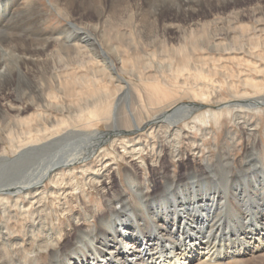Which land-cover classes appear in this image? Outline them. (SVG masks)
<instances>
[{
  "label": "bare ground",
  "instance_id": "obj_1",
  "mask_svg": "<svg viewBox=\"0 0 264 264\" xmlns=\"http://www.w3.org/2000/svg\"><path fill=\"white\" fill-rule=\"evenodd\" d=\"M35 1L26 0L22 6L20 0H0V116L11 111L15 121L9 125L19 129L7 128L0 134L17 159L11 167L0 161V176L5 179L0 182V264H264V158L255 141L259 124L242 116L264 112V67L256 63L264 62V50H259L264 38L259 35L243 43L229 35L235 29L242 36L247 29L263 32L264 24L258 23L264 20V0H142L136 8L131 0H59L69 21L46 32L40 14L33 11ZM109 23L110 32L105 29ZM117 24L133 28L135 45L126 29L115 31ZM93 31L98 36L89 34ZM221 35L232 41L212 40ZM174 37L184 41L169 42ZM115 38L128 48L137 44L157 50L123 55ZM55 42L59 49L48 53ZM248 44L251 49L245 47ZM195 47L225 52L223 57L232 60L233 51H238L235 59L261 78L220 71L216 62L224 58H196ZM133 62L143 66L137 71ZM155 65L176 79L172 82L176 98L158 87L159 94L147 92L146 98L139 97L142 103L137 100L142 119L131 110L129 100L120 121L121 101L125 96L130 99L132 92L122 78L125 89L110 88L118 76L116 69L153 80L146 68ZM212 74L224 75L228 99L220 94V78L212 79ZM10 89L21 95L19 101L6 98ZM186 93L200 101H180L177 95ZM205 102L214 103L211 115L217 124L223 115L230 116L240 132L253 138L244 145L237 167L233 168L236 159L225 142L215 147L219 151L213 161L205 160L202 173L190 165L183 175L172 176L167 166L155 173L160 182L152 189L153 180L147 176L140 180L134 165L145 164L148 149L153 153L156 145L126 134L149 126L146 137H155L164 127L166 146L172 158L180 159L184 128L179 124L191 131L209 129L207 112L195 117L200 125L185 122L209 105ZM85 120L103 122L106 129H78ZM239 133L229 131L228 139L239 141ZM162 151L159 142L158 157ZM5 156L2 149L0 159ZM128 158L123 171L127 188L119 185L110 193L112 166ZM85 187L104 198L101 214L97 205H87ZM60 221H65L64 228L56 226ZM40 254L47 256L46 263L39 262Z\"/></svg>",
  "mask_w": 264,
  "mask_h": 264
},
{
  "label": "rangeland",
  "instance_id": "obj_2",
  "mask_svg": "<svg viewBox=\"0 0 264 264\" xmlns=\"http://www.w3.org/2000/svg\"><path fill=\"white\" fill-rule=\"evenodd\" d=\"M128 1V0H127ZM130 1V0H129ZM36 4H35V7L33 9L34 12H36V15L40 14L41 16V19H42V28L43 30L46 32V31H52L53 29H59V28H62V27H65V25L68 23L69 21V17L67 15H65L63 13V6H62V3L59 2V0H36L35 1ZM132 4L134 2V7L133 8H136V7H139L141 4H142V0H131ZM20 5H27V2L26 0H20ZM38 7V8H37ZM131 11H134V9H132ZM215 12V11H214ZM229 12L226 11L225 14H227ZM38 13V14H37ZM1 14V13H0ZM35 14V13H34ZM214 17H219V18H224L225 15L223 14H216L214 13L213 14ZM88 21H90L88 18H87ZM44 21V22H43ZM243 23H250L251 20H243L242 21ZM113 23H109V24H106V27L105 29L110 32L111 29H112V25ZM257 24V23H256ZM258 24H264V20L261 21L260 23ZM119 25L120 27H118L117 29H115V31H123L125 30L124 32L125 33H130V35L132 34L131 31H132V27L130 26H126V25H120V24H117ZM116 25V26H117ZM2 30H6V29H2ZM8 30V29H7ZM245 35L242 36L243 34L240 33V30H231L229 32V35H231L230 37H237L238 40H241L243 43H245V39H249L251 37H253V39H257V37L262 36V38H264V31L262 32H254L252 30H245ZM112 33V32H111ZM89 34H92V35H95V31L89 33ZM43 35H46V33H44ZM97 35V34H96ZM98 36V35H97ZM131 35L130 36V40H134L132 41L133 44L135 45V36ZM223 36V37H222ZM133 38V39H132ZM181 38V37H180ZM177 38V37H174V38H171L169 40V42H174V43H182V41H184L182 38ZM220 38V39H219ZM226 42H225V40ZM213 41L215 40H220L226 44L230 43L232 41V39H230L228 36H224V35H221V36H218L217 38H214L212 39ZM116 41V42H115ZM114 42L119 46V49L121 50V54L123 55H126L127 52H130L132 50V53L133 54H139V53H144L146 54V52H148V50H157L156 48L157 47H141L139 45L136 44V46H132V47H127L125 43H123L119 38H115L114 39ZM121 43V45H119ZM185 44V43H183ZM247 45V44H246ZM251 44H248V46H245L247 49H251L252 45L250 46ZM147 47V48H146ZM131 48V49H130ZM136 48V49H135ZM141 48V49H140ZM262 48V49H261ZM59 49V45L57 42L55 43H52L51 46L48 48V53L52 52V51H57ZM264 50V46L261 45L259 47V50ZM202 52V53H201ZM212 52V53H211ZM234 53H232V55L230 56V58L233 56L234 59H227V58H224L223 56H225V52H222V51H202L200 49V47H195V49L193 50V56L194 57H205V56H208V55H212L214 56L215 58H219L221 57L223 60H221V62H216V64L218 63V65H220V71H227V74H231V73H234L236 74L238 71H242L240 75L245 76V75H248V76H251L252 78H261L259 74H257L256 72L252 71L248 66L245 65L244 61L242 60H236L235 58H237L236 56L239 57V52L238 51H233ZM264 52V51H263ZM201 53V54H200ZM208 53V54H207ZM128 54V53H127ZM223 61V62H222ZM233 61V62H232ZM240 62V63H239ZM169 62H166V64H168ZM236 63V64H235ZM251 63V61H250ZM253 63V62H252ZM257 65L259 64L261 67L263 66L264 67V62L262 61H257L256 62ZM132 64H135V66H133L135 69L138 68V70H140L141 66H143L142 64H138L137 62H133ZM170 64V63H169ZM117 65V64H116ZM211 63H210V66L209 68H211ZM147 66V65H146ZM224 66H227L226 68ZM236 66V67H235ZM252 66V65H251ZM149 68V69H148ZM146 68L148 70V73L152 74L153 77H155L153 80L152 79H143V78H139V77H135L131 72H127L126 70H123L121 69L120 67H118L116 69V73L118 74V76L120 77H116V81L114 80L112 82V84H110V88L112 87H116V86H120V87H123V89H125L127 86L125 85V83L122 81V79H124L126 82L129 83V87H130V91L132 92L131 96H130V99H129V96H125L123 98V100L121 101V108H119V111H118V115H119V119L120 121H123L124 119V114H125V106L127 103H129V100L131 101L129 104L130 107H131V110H133L134 114L137 115L139 118L142 119V117L144 116V111H142V105L140 104V100H139V97H142V98H146L147 95V92L152 93V92H156L159 94V91H161L162 93H165L166 95L168 94L171 98L172 97H175L174 94L176 92H174L173 90V85H172V82L174 80V82L176 81V79L174 78H171L170 76H168L169 74H167L166 72L164 73H160L157 69H156V65L153 66V67H149ZM152 68H154L155 70H153ZM151 69V70H150ZM137 70V69H136ZM137 70V71H138ZM150 70V71H149ZM146 71V70H145ZM143 71V72H145ZM152 71V72H151ZM234 71V72H233ZM120 73V75H119ZM125 73V74H124ZM147 71L145 72V75ZM166 73V74H165ZM156 74V75H155ZM124 75V76H123ZM151 75V76H152ZM167 79H166V77ZM216 77H214V75L212 74L210 76V78L212 79H219V83L221 84L222 86V90L220 91V94L222 97L228 99L229 98V92L227 91V88L225 86V82H224V75H218L216 74L215 75ZM160 77V78H159ZM119 78V79H118ZM122 78V79H120ZM103 82L105 85L109 86V83L106 82L107 79L106 78H103ZM236 77L233 76L231 77V80H235ZM131 82H130V81ZM155 80V81H154ZM171 80V81H170ZM141 81H144L143 83ZM48 84L46 83V85L49 87L48 89H51V82L47 81ZM163 82H166L167 84H164ZM189 82V81H188ZM121 83V84H120ZM124 83V85H123ZM139 83L141 86H139ZM160 85V86H159ZM171 85V86H170ZM132 86V87H131ZM143 86V87H142ZM145 86V87H144ZM161 86H164L161 88H159V91L157 90L158 87H161ZM225 88H224V87ZM239 87L240 84H239ZM147 88V89H146ZM170 88V89H169ZM167 89V90H166ZM176 89V88H175ZM239 89V88H238ZM163 90L165 92H163ZM169 90V91H168ZM173 90V91H172ZM13 91V92H12ZM172 91V92H171ZM15 89H10L8 91V95H7V99L8 100H14L16 99V101H19L20 98H21V95H16L17 92ZM137 93V94H136ZM173 96H172V94ZM10 94V95H9ZM14 94V95H13ZM161 94V93H160ZM141 95V96H140ZM167 95V96H168ZM155 96V95H153ZM157 96V95H156ZM179 96L181 99L180 101H190L191 99H195V98H192V95L190 93H186L184 94V96H181V95H177ZM15 97V98H14ZM19 97V98H18ZM134 97V98H133ZM135 98H137L135 100ZM169 98V97H168ZM176 98V97H175ZM70 99L72 101H74L76 98L74 97H70ZM127 100V102H126ZM133 100V102H132ZM140 102H138V101ZM196 101H200L199 98L198 99H195ZM144 102V101H143ZM167 101H165L166 103ZM135 103V105H134ZM142 103V102H141ZM164 103V102H163ZM205 103H209V102H205ZM212 104L214 105V103H209V105L205 108V107H202L201 109H199V111L197 110L196 113L194 112V114H191L192 116L188 117L185 122H188V123H199V121L197 120V118L195 119V117L197 115H200L201 113H204V112H207V114H209V117H208V128L209 129H206L205 131L204 130H189L187 128H185L184 126V123H180L179 126L182 128H184V136L183 134H181L179 136L180 138V149H182L181 151L184 152V157L178 159V158H172L171 156V149L166 146V142L168 141V137H167V134L165 133V129L164 127H161V129L159 130V133L155 136V137H146V131L148 130V127H145L144 129H139L137 131H135L134 133H128L126 134V136L129 138V139H135L136 137H140L139 139L143 142H146L148 144H154L156 145V150H157V145L159 144V142L163 143V151L161 152L160 156L158 157L157 156V153H156V150L155 152H151V150L149 151L148 149V152H147V155L145 156V153L143 156H145V164H139V163H136L134 165V169L138 172V175L140 177V180H143V178H145V176L149 177L150 179L153 180V182H151V188H156L158 185H159V182L160 180L158 179L157 177V172H160L162 169H168L170 170V173L172 176H181L184 174L186 168H188L190 165H193V168H195L196 170H200L201 169V172L199 173H202L203 169L201 168L202 165H204V162L205 160L207 159L208 161H213L215 159V156L218 154V149L219 148H215V147H219L220 144L222 145L223 143L227 142L229 144V147H230V153L231 155H234L232 156V158L235 160L234 163L236 164H233V168L235 169L237 167V159L241 158V155H242V152L245 148V144H249L251 142V140H253V138H250V137H247L248 133H244V132H240L238 130V126L235 124V120L230 116H222L219 120V123L217 124L213 118V116L211 115L214 108H212ZM139 107H138V106ZM135 106V107H134ZM141 106V107H140ZM211 107V108H210ZM135 108V109H134ZM139 108V109H138ZM137 109V110H136ZM211 109V110H210ZM36 109L34 110H31L30 113H32L33 111H35ZM224 110V109H223ZM209 111V112H208ZM52 113H54V111L51 110ZM121 112V113H120ZM224 112V111H223ZM123 113V114H122ZM58 114V113H57ZM3 115V116H2ZM0 116V134L1 135H4L6 134L4 131L5 130H8L9 128H14V130H19L18 127H13L12 125H9V124H13L14 121H15V116L13 115V113L11 111H6L4 112V114H2ZM245 118H248L250 121L252 122H258V126H257V129L259 131V137L256 138V146H259V148H256L257 150H259L258 152L261 154L262 158H264V112L263 113H260V114H254L252 117H250L249 115L246 116V115H242ZM255 116V117H254ZM3 117V118H2ZM211 117V118H210ZM230 118V119H229ZM253 118V120H252ZM144 119V118H143ZM223 119V120H222ZM188 120V121H187ZM255 120V121H254ZM222 122V123H220ZM229 122V123H228ZM82 124V125H81ZM81 124H78L76 127L78 129H82V130H90V129H101V130H105L106 129V124L103 122L102 123H91L90 121H82ZM197 124V125H198ZM216 124V125H215ZM222 126H221V125ZM76 125V124H75ZM219 126V127H218ZM221 126V127H220ZM4 128V129H3ZM8 128V129H7ZM202 129H203V126H202ZM145 130V131H144ZM209 130V131H208ZM237 130V133L240 134V139L239 141H236V142H232L231 140L228 139V132L229 131H235ZM187 131V133H186ZM217 133H216V132ZM227 131V132H226ZM200 132V133H198ZM203 132V133H202ZM211 132V133H210ZM226 132V133H225ZM143 133V134H141ZM165 133V135H164ZM205 133V134H204ZM227 134V135H226ZM238 134V135H239ZM200 135L202 136L200 139ZM208 135V136H207ZM216 135V136H215ZM125 136V137H126ZM136 136V137H135ZM131 137V138H130ZM164 137V138H163ZM185 137V138H184ZM192 140L196 139L198 140L197 143H191ZM190 140V141H189ZM202 140V143L200 141ZM164 141V142H163ZM155 142V143H154ZM190 143V144H189ZM237 143V144H236ZM192 144V145H191ZM182 145V146H181ZM207 145V146H206ZM182 147V148H181ZM194 147V148H193ZM204 147V148H203ZM243 147V148H242ZM169 150H168V149ZM197 148V150H196ZM203 150H202V149ZM4 149L5 150V157H1L0 161H2V163L4 164H8L9 166L8 167H11V166H14V165H10L12 164V162L16 161L17 159L14 158V152L13 150L11 149V146L10 144H8V141L7 140H3L0 141V154H1V150ZM7 149V150H6ZM118 151L119 154L122 153V148L121 147H117L116 148ZM166 149V150H165ZM232 149V150H231ZM165 150V151H164ZM194 150V151H193ZM7 151V152H6ZM170 151V152H169ZM200 151V152H199ZM261 151V152H260ZM193 152H195L193 154ZM199 154H198V153ZM149 153L151 155H149ZM156 153V154H155ZM13 155V156H12ZM26 155L25 153L22 154V156H20L18 159H20V161L23 159L22 157ZM154 155V156H153ZM215 155V156H214ZM148 156V157H147ZM157 157V158H156ZM9 158V159H8ZM14 158V159H12ZM158 159L159 161H157L156 159ZM164 158V160H163ZM185 158V159H184ZM152 159V161H151ZM130 159L128 158L127 160H120L118 159L117 160V165H113L112 166V169H111V177L109 180H108V183L110 184L108 190L110 193L114 192L115 189H117V187L120 185L122 188H127L128 184L126 182V178H125V174L123 173L124 171V167H126L128 164L127 162L129 163ZM163 160V161H162ZM19 161V163H20ZM157 161V162H156ZM161 161V162H160ZM166 161V162H165ZM17 162V161H16ZM164 162V163H162ZM119 163V165H118ZM137 165V166H136ZM160 165V166H159ZM79 166V164L77 165ZM168 166V168H166ZM235 166V167H234ZM186 167V168H185ZM5 168V167H4ZM162 168V169H161ZM161 169V170H160ZM118 171L119 175H117L115 171ZM159 170V171H158ZM113 171V172H112ZM126 173L128 172V170L125 171ZM5 179H3L2 176H0V182L1 183H4ZM46 185L49 186V182L48 181H45L44 182ZM157 185V186H156ZM86 191L88 192V198L90 199L88 201V198L86 197L85 200H87L86 202L88 203L87 205H97L98 206V210L97 212L101 214L102 211H104V198H101L99 195H97L96 191L95 190H90L88 187H85ZM108 193V192H106ZM75 203H72L73 205V209L74 211H76V208H78V205H79V199L75 198ZM82 209V208H81ZM52 222H55V221H52ZM89 225L92 224V220L90 219L89 222H85ZM53 225V223H51ZM60 225V228H64L65 227V221H60L58 225L56 226H59ZM54 226V227H56ZM48 260H47V256L43 255V254H40L39 255V262L40 263H46ZM250 264H258V263H250Z\"/></svg>",
  "mask_w": 264,
  "mask_h": 264
}]
</instances>
